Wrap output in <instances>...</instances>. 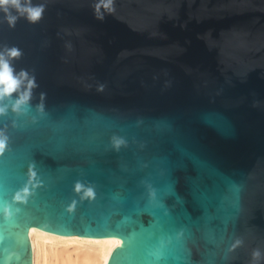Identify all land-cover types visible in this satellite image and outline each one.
Instances as JSON below:
<instances>
[{
    "label": "water",
    "instance_id": "obj_1",
    "mask_svg": "<svg viewBox=\"0 0 264 264\" xmlns=\"http://www.w3.org/2000/svg\"><path fill=\"white\" fill-rule=\"evenodd\" d=\"M104 2L0 13L33 82L0 97V264L30 228L113 242L100 264H264V0Z\"/></svg>",
    "mask_w": 264,
    "mask_h": 264
},
{
    "label": "bare ground",
    "instance_id": "obj_2",
    "mask_svg": "<svg viewBox=\"0 0 264 264\" xmlns=\"http://www.w3.org/2000/svg\"><path fill=\"white\" fill-rule=\"evenodd\" d=\"M31 264H100L113 242L97 238L60 236L30 228Z\"/></svg>",
    "mask_w": 264,
    "mask_h": 264
},
{
    "label": "clouds",
    "instance_id": "obj_3",
    "mask_svg": "<svg viewBox=\"0 0 264 264\" xmlns=\"http://www.w3.org/2000/svg\"><path fill=\"white\" fill-rule=\"evenodd\" d=\"M104 7L111 11L112 0H105ZM44 8L43 4H32L31 0H0V13L4 14V19L10 26L14 24L17 15L24 16L29 22H38L42 18ZM12 9L15 10L17 15L11 14L10 10ZM18 55L19 52L16 49H11L7 54L0 53V97H10L11 93L18 92L22 85L25 88L19 94L14 106L27 101L29 90L33 87V82L28 74L23 70L15 72L10 63L9 58ZM0 111H3V108H0ZM253 255L256 256L258 253Z\"/></svg>",
    "mask_w": 264,
    "mask_h": 264
}]
</instances>
